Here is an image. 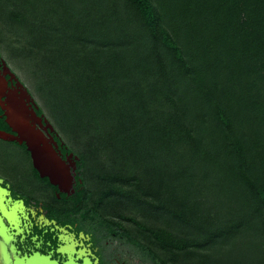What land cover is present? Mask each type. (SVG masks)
<instances>
[{"label": "trees", "instance_id": "trees-1", "mask_svg": "<svg viewBox=\"0 0 264 264\" xmlns=\"http://www.w3.org/2000/svg\"><path fill=\"white\" fill-rule=\"evenodd\" d=\"M0 3V41H23L6 48L84 166L102 159L87 191L105 238L151 264H222L244 238L240 264H264V0Z\"/></svg>", "mask_w": 264, "mask_h": 264}, {"label": "flooded vegetation", "instance_id": "flooded-vegetation-1", "mask_svg": "<svg viewBox=\"0 0 264 264\" xmlns=\"http://www.w3.org/2000/svg\"><path fill=\"white\" fill-rule=\"evenodd\" d=\"M16 78L21 81L0 51V132L13 135L17 133L9 123L6 106L9 99L21 98ZM25 87L38 108L27 98L25 102L43 120L42 124L33 122V125L46 138L57 142L56 152L70 166L73 179L69 187L52 184L34 166L25 142L0 137L1 141L21 147L27 158L25 165L11 170L0 165V264H15L18 259L36 253L49 255L61 263L70 257L81 263L88 258L95 264L106 263L103 228L94 218L87 191L89 181L94 180L93 170L84 166L88 152L78 153L69 148L31 90Z\"/></svg>", "mask_w": 264, "mask_h": 264}, {"label": "rangeland", "instance_id": "rangeland-1", "mask_svg": "<svg viewBox=\"0 0 264 264\" xmlns=\"http://www.w3.org/2000/svg\"><path fill=\"white\" fill-rule=\"evenodd\" d=\"M8 14L5 12L3 7H1L0 3V37H6V30L3 28V24H8ZM21 42L23 41H0V51L6 59V61L9 63V65L14 69V72L17 74V76L21 79V81L31 90L34 99L38 102L40 107L43 108L44 114L47 116V118L54 124L55 128L58 130L60 135L62 136L63 140L68 144L69 148H72L74 151L80 153V152H88L87 155L91 156L93 155L90 151H87L84 148L83 143L79 142L77 138H71V136L67 133H65L62 130V127L58 124L56 118L58 114V118L60 116V113L58 110H51L52 108L47 103L46 98L43 96L42 91L37 88V84L40 83V81L36 82L35 76L27 70V67L25 64H23V61L26 62V64L31 68V63L29 61L30 55L26 52V50H20L21 58L23 61H20L18 59H15L12 57L11 52L8 48H6L7 44H10V46L14 45H21ZM39 43L42 41H33V43ZM63 41L64 44H66ZM66 46H69L66 44ZM96 46V45H95ZM54 52V51H53ZM39 59L45 57L44 54L41 52L36 54ZM28 56V57H27ZM26 57V58H25ZM42 60H47L46 58H43ZM32 69V68H31ZM33 70V69H32ZM49 70V69H47ZM61 87V86H60ZM49 87L48 85L43 88L44 92H51L55 99L61 98L60 95H65V89L61 87ZM59 93L57 96L56 93ZM63 99V97H62ZM59 100V99H58ZM66 101L67 100L63 99ZM60 105H63V103H60ZM61 114H69V120H71L70 116L72 117V107L70 105L63 106L61 109ZM62 118V117H61ZM88 157V156H87ZM27 158L26 154L24 153V150L17 146L16 144L9 142V141H1L0 140V165L5 166L7 170H9L11 167L18 166L19 164L25 165ZM102 161V159H94L91 162L90 167L93 171L96 170V172L99 171L100 178L103 174V168L102 167H95L92 166L94 162L99 163ZM27 163V162H26ZM101 166V165H100ZM11 170V169H10ZM93 181H89V186H91L94 189V183ZM228 186V185H227ZM230 186H228L227 194L229 196H236L237 191H231L229 190ZM238 199V201H236ZM226 201V199L224 200ZM234 201L231 202L233 204H242L244 205V198H236ZM248 240V239H246ZM242 241V242H241ZM104 251L106 255V264H151L150 262L144 260L138 252L131 247L128 243L121 241L119 239H115L113 237L105 238L104 241ZM218 254V257L221 259L222 264H240L241 262H244V256H253L250 252H244V238H241V240L238 242V245L236 246H226L220 251H216Z\"/></svg>", "mask_w": 264, "mask_h": 264}, {"label": "water", "instance_id": "water-1", "mask_svg": "<svg viewBox=\"0 0 264 264\" xmlns=\"http://www.w3.org/2000/svg\"><path fill=\"white\" fill-rule=\"evenodd\" d=\"M14 75L13 72H10ZM17 85L21 87V98H11L6 106L8 120L17 133L16 135L0 132V137L16 140L20 143L25 142L28 150L31 152L34 166L39 170L41 176H47L51 183L60 187H69L72 183V175L70 166L66 161L57 154L56 146L57 142L51 138L48 139L44 134L37 129L33 122H39L42 124L43 120L37 115L34 109H30L24 98L29 101H33L32 104L38 108L36 102L31 98V94L25 87V84L18 78ZM46 122H48L46 120ZM50 128L53 129L52 125ZM75 165V164H74ZM15 264H95L89 258L84 263L77 261L74 257H70L64 263L59 262L56 259L51 258L49 255L36 253L30 257H23L17 260Z\"/></svg>", "mask_w": 264, "mask_h": 264}, {"label": "bare ground", "instance_id": "bare-ground-1", "mask_svg": "<svg viewBox=\"0 0 264 264\" xmlns=\"http://www.w3.org/2000/svg\"><path fill=\"white\" fill-rule=\"evenodd\" d=\"M2 246V245H1ZM2 255V254H1ZM3 257V256H2ZM11 257V256H10Z\"/></svg>", "mask_w": 264, "mask_h": 264}]
</instances>
